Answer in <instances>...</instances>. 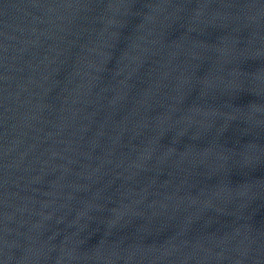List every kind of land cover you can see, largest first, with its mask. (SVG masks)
Instances as JSON below:
<instances>
[{
	"label": "water",
	"instance_id": "obj_1",
	"mask_svg": "<svg viewBox=\"0 0 264 264\" xmlns=\"http://www.w3.org/2000/svg\"><path fill=\"white\" fill-rule=\"evenodd\" d=\"M8 2L9 0H0V13L2 12V10L7 5Z\"/></svg>",
	"mask_w": 264,
	"mask_h": 264
}]
</instances>
